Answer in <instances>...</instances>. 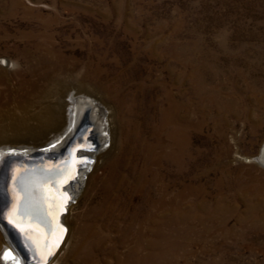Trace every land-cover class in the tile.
Listing matches in <instances>:
<instances>
[{
  "label": "rangeland",
  "instance_id": "obj_1",
  "mask_svg": "<svg viewBox=\"0 0 264 264\" xmlns=\"http://www.w3.org/2000/svg\"><path fill=\"white\" fill-rule=\"evenodd\" d=\"M70 91L104 105L111 144L56 264H131L161 237L160 186L181 218L151 264H264V168L238 157L264 141V0H0V146L39 143Z\"/></svg>",
  "mask_w": 264,
  "mask_h": 264
},
{
  "label": "bare ground",
  "instance_id": "obj_2",
  "mask_svg": "<svg viewBox=\"0 0 264 264\" xmlns=\"http://www.w3.org/2000/svg\"><path fill=\"white\" fill-rule=\"evenodd\" d=\"M54 101L59 109L58 116L54 113L53 107L51 108V112L48 111V115H44V119H49L48 132L44 139L33 145L0 146V264H38L32 257L34 253L45 259L47 254L51 252L53 255L43 264H56L67 242L69 235L67 217L72 208V203L70 202L65 208L63 207V209L66 210V213L61 216V223L65 225L66 229L64 232V230H61L56 224V214L59 212V209L62 210V206L65 203L63 202L64 197L60 191V186L58 189L56 185L58 186L67 181L72 175V170L73 173L76 172L78 160L73 157L75 153L72 152V157L70 156L67 161H61L57 164L45 162L38 166L25 167L21 161L13 163L8 161L6 156L17 155L19 153L27 155L32 149H42L50 144L54 145L43 152L60 151L65 148L67 143L72 140L76 133L87 123L89 129L85 130L79 137V140L76 139L73 144H81L86 148L80 151L81 156H86V162L83 168L78 171L77 176H72L74 177L73 182L66 187L72 194V199H74V197L83 194V190L81 189L84 176H87V171H89L93 165H97L99 157L105 151H103L104 143L109 141L111 144L109 114L101 102L91 96L78 94L74 91L65 92L64 96L56 97ZM161 133L169 137L173 148L178 147V149H180L181 146L182 149L184 135L181 123L179 124L176 117L168 113L163 115ZM156 145H158L157 148H160L162 143L158 142ZM23 149H25L24 153L22 152ZM178 152L179 151L176 153L178 154ZM238 157L245 162H255L257 165L264 168V141L259 152L255 156L246 158L238 155ZM160 187L159 193L161 192V194L159 199H156L157 201L155 204L157 213L153 215L150 214V219L155 223L159 222V226H155V228H157L155 233L159 234L161 237H157L155 240L151 239L145 245H138L137 249H133L134 251H131L127 255L131 264H151L159 262L163 257L165 245L162 240V235L175 231L179 225L181 212L178 200L181 197V193L174 195L173 199L170 198L165 200L168 195V187ZM167 210L168 212L165 216ZM162 223L165 225L171 223V225L167 228L162 226ZM84 255L83 258L85 257ZM82 261L85 262L86 259L84 258Z\"/></svg>",
  "mask_w": 264,
  "mask_h": 264
},
{
  "label": "water",
  "instance_id": "obj_3",
  "mask_svg": "<svg viewBox=\"0 0 264 264\" xmlns=\"http://www.w3.org/2000/svg\"><path fill=\"white\" fill-rule=\"evenodd\" d=\"M89 129V125L86 123V125L83 126L82 129L79 130L78 133H76V135L73 137L72 140H70L67 145L65 146V148H63L62 150L60 151H57V152H52V151H49V152H43L44 150L46 149H49L51 148L54 144H50L49 146L45 147V148H42V149H32L31 152L27 155H24V154H17V155H7L6 158L8 159V161H11L12 163L13 162H16V161H21L24 166H28V167H32V166H38L42 163H53V164H57L58 162H61V161H67L69 160L70 156L72 157V152H74V158L75 159H80L79 161L77 160V164H76V172L73 173V170L71 172V177H69V179L67 181H65L64 183H61L60 185H56V188L59 189V186H60V191L64 197V205L62 206V210L59 209V212L56 214V224L59 226V228L62 230H64L65 232V225H63L61 223V216L63 214L66 213V210L63 209V207L65 208L67 206V204L72 200L73 196L72 194L66 189V187L68 185H71V183L73 182L74 180V177L77 176L78 174V171L83 168V165L84 163L86 162V156H81L80 155V151L82 150H85V146L79 144V145H73L75 143V140L78 139L79 140V137L85 132V130ZM91 136V134H90ZM22 152L24 153L25 152V149L22 150ZM83 162V163H82ZM74 175V177H72ZM5 182V181H4ZM26 231V229H25ZM25 237V235H24ZM61 243V242H60ZM59 247V246H58ZM57 250V249H56ZM55 253V252H54ZM53 255V253H49L47 254V256L44 258L40 257L39 255H36L35 253L32 255L34 261H36L38 264H43V263H46L50 257Z\"/></svg>",
  "mask_w": 264,
  "mask_h": 264
}]
</instances>
